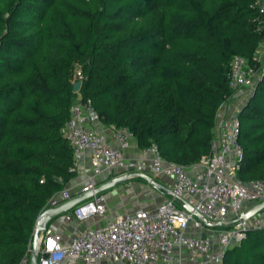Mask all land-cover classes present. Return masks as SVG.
I'll return each instance as SVG.
<instances>
[{
  "label": "trees",
  "instance_id": "16d2710c",
  "mask_svg": "<svg viewBox=\"0 0 264 264\" xmlns=\"http://www.w3.org/2000/svg\"><path fill=\"white\" fill-rule=\"evenodd\" d=\"M258 16L253 0H0V264L19 263L36 216L77 175L61 134L77 99L139 149L189 166L209 153L239 55L257 78L237 113L236 176L264 180ZM221 264H264V225Z\"/></svg>",
  "mask_w": 264,
  "mask_h": 264
},
{
  "label": "built area",
  "instance_id": "2783aa9c",
  "mask_svg": "<svg viewBox=\"0 0 264 264\" xmlns=\"http://www.w3.org/2000/svg\"><path fill=\"white\" fill-rule=\"evenodd\" d=\"M253 5L259 15L256 29L264 31V0H253ZM263 43L264 37L260 45ZM227 78L230 90L249 94L257 74L245 58L234 55ZM94 123H99L97 113L77 99L61 134L76 154L88 152L90 172L74 194L65 186L49 197L46 208L134 172L170 178L172 197L153 208L137 207L106 218L104 197L95 194L54 218L60 224L73 225L66 242L48 225L40 232L37 264H221L227 248L239 244L248 230L264 225V208L249 218L241 217L264 200V180L237 179L242 158L237 116L215 122L209 153L189 169L164 159L154 143L140 149L138 157H129L126 150L132 135L126 127L108 126L111 142L105 133L91 127ZM90 217L101 224L79 227ZM203 220L211 226H205ZM30 251L31 241L18 264H29Z\"/></svg>",
  "mask_w": 264,
  "mask_h": 264
},
{
  "label": "crops",
  "instance_id": "0c3cea01",
  "mask_svg": "<svg viewBox=\"0 0 264 264\" xmlns=\"http://www.w3.org/2000/svg\"><path fill=\"white\" fill-rule=\"evenodd\" d=\"M247 97H248V94L244 90H237V91L233 92L231 98L228 99L226 102H224L221 105V107L219 108V110L217 111L216 122H218L222 119H228V118L236 117L239 109L244 104ZM91 127H93V129H95L97 131H101V132L105 133L107 138H109L110 141L112 142L111 132H110L108 127H105L100 123L91 124ZM139 150L140 149L136 146V142H135L134 138H131V140L129 141L128 148L126 150V155L129 157L136 158L139 155ZM192 165L185 166V167L189 169ZM75 166L77 169V175L74 179H72L67 184V187L71 188V192L73 194L78 190L79 185L83 182L86 174H88L90 172V160H89L88 152L75 154ZM135 178L136 177L130 178V179H135ZM152 178L157 183V186H155V187H152L151 185H149L147 182H145L141 178H136V179L142 180L143 183L147 184L150 187V189H152V191H154L155 200L153 203L141 202V204L137 205L135 208H137V207L153 208L157 203L171 199L172 195H171V191H170V182H171L170 178L158 177L157 178L158 181H156L154 177H152ZM108 199H109V196H108ZM108 199H106V200L104 199V203H105L106 211L109 212V209L107 210V207H109V204L107 203V202H109V201H107ZM128 211H114L110 215V217H108V218L113 217L114 214L124 213V212H128ZM261 216L264 217V212L261 214ZM100 224H101V222L99 220H95L94 222H91L90 220L87 219L83 223H81V225L79 227H81V228L95 227V226H98ZM70 227H71L70 233L68 235H65V236L62 235V233L58 232V230H57L58 228L53 227L52 229L59 236L61 242H66L69 238V235L72 232L73 225Z\"/></svg>",
  "mask_w": 264,
  "mask_h": 264
},
{
  "label": "water",
  "instance_id": "95a60500",
  "mask_svg": "<svg viewBox=\"0 0 264 264\" xmlns=\"http://www.w3.org/2000/svg\"><path fill=\"white\" fill-rule=\"evenodd\" d=\"M79 88H80V81H75L72 84L71 91L73 93H77L79 91ZM240 109H239V111H240ZM134 177L143 179L145 182H147L152 187L157 186V183L154 181V179L145 173H142V172L128 173L125 175L116 176V177H113L111 179H108L107 181L102 182L101 184H98L92 190H89V191L84 192V193L79 194V195H75L72 198H70L69 200H66V201H64V202H62V203H60L54 207H49V208H45L44 210H42L36 216V219H35V227H34V230L32 233V238H31V251H30V255H29V264H37L39 234L47 226V224L51 220H53L57 215L70 210L72 207H74L75 205H77L81 201L88 199L95 194H99V193L115 186L119 182L128 180L130 178H134ZM183 207L188 211H192L191 207H189L186 204H184ZM263 208H264V200L254 204L250 208L246 209L242 213L241 217L242 218H249V217L253 216L254 214H256L257 212L261 211ZM193 214L198 216V214L196 212H193ZM202 222L205 226H211V224L206 222L205 220H203Z\"/></svg>",
  "mask_w": 264,
  "mask_h": 264
},
{
  "label": "rangeland",
  "instance_id": "374dc122",
  "mask_svg": "<svg viewBox=\"0 0 264 264\" xmlns=\"http://www.w3.org/2000/svg\"><path fill=\"white\" fill-rule=\"evenodd\" d=\"M256 58L260 62H264V43L259 45L256 49ZM155 180L158 181L157 178H155ZM101 194L105 200L108 199L109 196V199L107 200L109 201L107 202L109 204V207H107L109 212L106 211V218L110 217L114 211H130L137 205H140L141 202L153 203L155 200L154 191H152L147 184L143 183L142 180L136 178L119 182L115 186L101 192ZM88 220L94 222L98 219L96 217H90ZM47 225L51 229L53 227L58 228V232L62 233L64 236L70 233L71 225L60 224L56 219L51 220ZM207 232L211 233L210 231Z\"/></svg>",
  "mask_w": 264,
  "mask_h": 264
}]
</instances>
